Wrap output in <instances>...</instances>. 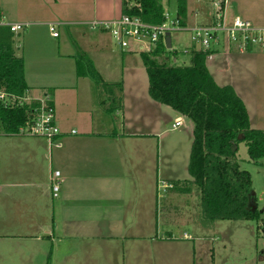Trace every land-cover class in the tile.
<instances>
[{
  "label": "crops",
  "instance_id": "obj_1",
  "mask_svg": "<svg viewBox=\"0 0 264 264\" xmlns=\"http://www.w3.org/2000/svg\"><path fill=\"white\" fill-rule=\"evenodd\" d=\"M123 1L0 0V18L8 24L26 25L24 30L12 32L11 38L16 54L24 58L27 94L33 98L52 95L62 131L61 146L40 136L0 132V264H158L166 261V250L178 241L171 233L160 237L157 232V240L152 236L159 206L162 136L168 120L177 129L187 118L156 101L152 104L138 86L129 99L124 78L117 79L119 70H114L111 35L80 24L119 18L124 14ZM228 15L264 28V0H229ZM176 16L188 32L193 26L211 24L213 0H190L186 15ZM51 24H57L58 36L53 35ZM0 30L11 32L2 25ZM17 36L24 44L22 53L18 52L22 45L16 43ZM173 44L172 36V48ZM115 45L127 63L142 59L140 47ZM213 51L208 67L216 82L232 85L246 104L252 126L264 129L263 94L249 91L252 80L264 83V70H253L251 59L245 57L255 48L242 53L220 43ZM94 56L107 63L105 74L100 70L106 82L123 84V108L114 113L100 106L95 81L78 74L77 58L92 61ZM67 57L75 61V68L65 67L62 59ZM177 120L182 124L174 127ZM190 127L193 138V124ZM259 166L264 169V163ZM55 170L61 171L58 197L53 195L51 182ZM174 176L175 171L169 170L165 177L170 186L174 184L172 190L181 187ZM191 192L190 188L185 191ZM255 194L259 206L260 197ZM174 196L169 193L164 208L176 211Z\"/></svg>",
  "mask_w": 264,
  "mask_h": 264
},
{
  "label": "trees",
  "instance_id": "obj_2",
  "mask_svg": "<svg viewBox=\"0 0 264 264\" xmlns=\"http://www.w3.org/2000/svg\"><path fill=\"white\" fill-rule=\"evenodd\" d=\"M176 2L178 14L185 16L187 0ZM123 13L160 24L165 21L164 0H124ZM5 31L0 30V88L25 96L29 86L24 58L16 54L12 32ZM168 51L166 42L160 40L152 49L142 51L141 57L152 99L193 122L188 171L201 193L204 225L218 220H253L264 229V209L258 206L252 175L241 167L239 159L240 145L245 143L249 161L264 163V129L252 126L246 104L232 85L216 82L207 64L213 50L193 48L189 62L182 64L175 52L172 56ZM77 70L80 76L95 81L104 110L114 113L123 108L121 81L106 82L87 57L77 58ZM37 104L0 102V132L19 134Z\"/></svg>",
  "mask_w": 264,
  "mask_h": 264
},
{
  "label": "rangeland",
  "instance_id": "obj_3",
  "mask_svg": "<svg viewBox=\"0 0 264 264\" xmlns=\"http://www.w3.org/2000/svg\"><path fill=\"white\" fill-rule=\"evenodd\" d=\"M189 1L190 0H187V7ZM164 2L165 13H168L171 18L177 15L178 9L176 0H171L170 3H168V0H164ZM189 19H191L190 15ZM82 23H80L81 26L90 31L99 30L93 29L91 25L88 24L89 22H86V24ZM172 36L174 44L173 48H168V54L172 56L176 54V56L178 57V63L180 64L189 62L191 54L186 53L185 50L189 48L188 46L193 45L191 32L185 30L176 31L173 32ZM61 38H65V36H62ZM15 39L16 43H21L22 47L20 48V50L18 49V52L22 53L24 44L22 41L20 42V39L18 40V36ZM46 39H48V37H46ZM112 40L114 42V52L116 53L114 54L116 62V69L114 70H119V76H117L119 78L117 79L121 80V77L124 78L123 80H125V83L128 86V89L126 91L127 97L131 99L134 96L133 91L135 90V86V88H137L138 86V89L141 92L143 91V94L145 93V96H150L148 93L149 77L143 60L141 58H134L129 59L128 63L127 60H122V58L119 57V54L121 53H119L117 46L115 45L116 42L113 38ZM65 45H67L66 41ZM135 45L138 46L137 43L131 41V47ZM146 50L147 49H144V51ZM62 52H66V49L63 46ZM102 55L103 54L100 53V56ZM100 56L98 55V57ZM245 57H249L251 59L253 63V70H264V50L261 53L258 48L255 47V52ZM103 58L104 60H107L106 55L103 56ZM94 59H92V62L94 66L96 65L95 67H97L98 72L100 73L101 70L102 73L105 74V71H107V63H105L103 60H100V58L98 60L95 56ZM210 59L208 58L207 60L208 65H210L209 63H211ZM62 61L65 63V67L69 70L70 67H76L75 61L70 59V57L64 58L62 59ZM28 66L30 68L29 63ZM102 73L100 74L103 75ZM249 87H251L249 91L252 94L256 95V93L258 94L259 92L263 94L260 95V100L261 103H264V83L256 82V79H254L249 82ZM257 88L259 89L258 91ZM130 94L132 96H130ZM140 95H142V93H140ZM148 98H150L152 104H155L153 103L155 101L151 98V96ZM150 111L153 112L154 110ZM157 112L158 110H156V115ZM252 112L254 111L252 110ZM167 113L170 116L172 114L168 110ZM155 116L152 115V118H154ZM184 120L185 124L177 129L173 128V121L168 120L166 128L167 130L162 136V147L160 150V165L162 171L159 175L161 180L159 181L160 189L158 193L159 195H157L158 203L156 204V207L157 205L159 206L157 208L158 215L155 220L156 232L152 236V238H155V240H157V232L160 237H163L168 233L170 235L171 233L175 238H178V241H176L173 246L169 245L171 247L166 250V261L157 263L264 264V229L261 227L262 223L259 224L257 221L253 220H218L210 226L204 225V221L202 219L201 197L197 190V186H195V184L193 183V178L188 171L190 152L193 142V138L190 137L192 127L189 128V124H193V122L190 119V121H188L187 119ZM131 125L132 123H128V126ZM241 145L242 147L239 152L241 167L250 171V173L252 174L255 191L260 197L259 208L263 209L264 169L259 165H256L255 163L249 161L248 147L245 144ZM163 169L165 173H163ZM169 170H174L175 176L173 177V179L181 182V187L177 186L178 190H172V185L174 186V184L171 183L170 186L168 184L169 181H167L170 179L165 178L169 176ZM165 179L167 180L165 181ZM182 186L184 190H180ZM188 188H190L192 191L190 194L185 193ZM170 192H172L173 195H176L174 196L176 197V205L178 206V208L175 209L176 211L170 208H164V204L166 201L165 199ZM3 250H5L4 246ZM152 252H158L160 254L159 251H156L154 249H152ZM152 252H150V255L152 254ZM150 264L155 263L154 261H152Z\"/></svg>",
  "mask_w": 264,
  "mask_h": 264
},
{
  "label": "built area",
  "instance_id": "obj_4",
  "mask_svg": "<svg viewBox=\"0 0 264 264\" xmlns=\"http://www.w3.org/2000/svg\"><path fill=\"white\" fill-rule=\"evenodd\" d=\"M228 2L229 0H213L214 21L211 24L196 25L190 29L193 48L209 51L213 50L216 45L225 43L242 53H246L250 48L255 47L264 50V28L258 27L238 15L229 19ZM88 24L93 29L107 31L122 49L131 48L132 41L137 43L141 50H150L160 40L165 42L168 32L173 34L176 31L187 30L179 16L175 15L171 18L168 13H165V21L160 24L148 23L139 16L129 14H122L114 20H93ZM0 25L8 27L11 32H20L26 26L21 23L8 24L3 18H0ZM57 28V24L50 25L54 36L59 35ZM193 48H188L185 52L191 53ZM212 56L213 53L210 54L209 58ZM52 101V95L49 93L33 98L27 92L25 96H18L0 88V102L5 105L38 103L33 107L31 120L20 129L19 134L44 137L51 145L61 146L59 137L62 131L57 123L56 110ZM181 124L182 121L177 120L174 127ZM51 182L53 195L58 197L61 190L60 170L53 172Z\"/></svg>",
  "mask_w": 264,
  "mask_h": 264
},
{
  "label": "water",
  "instance_id": "obj_5",
  "mask_svg": "<svg viewBox=\"0 0 264 264\" xmlns=\"http://www.w3.org/2000/svg\"><path fill=\"white\" fill-rule=\"evenodd\" d=\"M165 42L167 44V48L171 49L172 48V34L170 32L166 34Z\"/></svg>",
  "mask_w": 264,
  "mask_h": 264
}]
</instances>
